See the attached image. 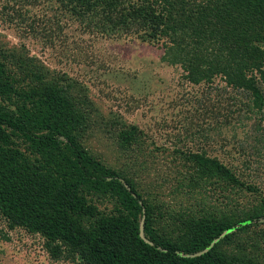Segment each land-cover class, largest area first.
<instances>
[{
    "label": "trees",
    "instance_id": "obj_1",
    "mask_svg": "<svg viewBox=\"0 0 264 264\" xmlns=\"http://www.w3.org/2000/svg\"><path fill=\"white\" fill-rule=\"evenodd\" d=\"M58 1L65 14L88 22L86 30L164 41L166 59L190 84L220 78L263 112L264 0ZM8 52L0 49V217L7 229L41 237L52 260L74 264H262L248 251L258 242L241 233L264 218V205L255 213L210 207L192 221L171 211L176 230H163L166 212L86 145L92 124L128 147L142 131L98 115L78 80ZM177 152L202 178L256 190L208 150ZM100 199L115 209L101 210Z\"/></svg>",
    "mask_w": 264,
    "mask_h": 264
},
{
    "label": "rangeland",
    "instance_id": "obj_2",
    "mask_svg": "<svg viewBox=\"0 0 264 264\" xmlns=\"http://www.w3.org/2000/svg\"><path fill=\"white\" fill-rule=\"evenodd\" d=\"M87 23L65 14L58 0H0V49L36 57L54 73L78 80L98 115L142 131L128 147L92 124L86 145L166 212L163 230H176L171 211L186 212L192 221L210 207L255 213L264 205V110L252 111L244 94L225 89L220 78L212 86L190 84L182 67L166 59L164 41L148 43L125 32L98 34L86 30ZM242 141L246 148L239 146ZM223 143L230 152L213 150ZM182 149L219 156L256 190L202 178L196 165L179 156ZM97 203L107 213L115 209L108 199ZM257 222L241 238L258 242L248 251L264 264V218ZM0 231V264H74L52 260L41 237L9 230L1 217Z\"/></svg>",
    "mask_w": 264,
    "mask_h": 264
}]
</instances>
